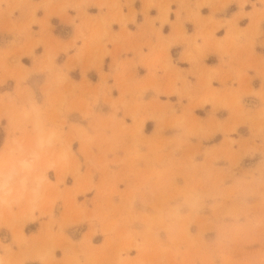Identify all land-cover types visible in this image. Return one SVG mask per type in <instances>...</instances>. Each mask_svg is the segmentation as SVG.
<instances>
[{
  "label": "rangeland",
  "instance_id": "rangeland-1",
  "mask_svg": "<svg viewBox=\"0 0 264 264\" xmlns=\"http://www.w3.org/2000/svg\"><path fill=\"white\" fill-rule=\"evenodd\" d=\"M14 38L0 45V172L18 170L10 192L0 189V264L53 261V249L69 252L84 228L92 249L94 233L107 236L109 252L92 264H264L261 62L251 66L259 85L232 77L234 86L207 94L213 108L201 118L157 106L150 87L129 99L105 83L90 90L85 70L78 83L63 72L61 46ZM100 101L110 109H95ZM39 171L46 179L36 187ZM22 175L26 195L16 198ZM45 216L40 235L24 232Z\"/></svg>",
  "mask_w": 264,
  "mask_h": 264
},
{
  "label": "crops",
  "instance_id": "crops-1",
  "mask_svg": "<svg viewBox=\"0 0 264 264\" xmlns=\"http://www.w3.org/2000/svg\"><path fill=\"white\" fill-rule=\"evenodd\" d=\"M8 26L14 37L25 39L17 44L35 40L38 48L51 46L52 51L54 43L61 46L57 62L63 72L78 83L85 70L90 90L105 83L113 98L122 87L129 99L150 87L145 97L157 106L192 110L201 118L213 108L207 94L234 86L238 75L254 76L256 87L260 80L252 63L264 65V0H2L0 28ZM3 32L0 45L15 39ZM102 50L99 73L95 63ZM95 109L110 106L100 101ZM47 220L26 224L24 232L40 235ZM50 226L57 231V225ZM85 229L72 236L76 245L66 252L68 264H92L91 255L109 252L100 231L90 238L95 249L82 242ZM77 252L82 253L78 262ZM53 254V261L27 257L23 264H65V252L54 248Z\"/></svg>",
  "mask_w": 264,
  "mask_h": 264
},
{
  "label": "bare ground",
  "instance_id": "bare-ground-1",
  "mask_svg": "<svg viewBox=\"0 0 264 264\" xmlns=\"http://www.w3.org/2000/svg\"><path fill=\"white\" fill-rule=\"evenodd\" d=\"M33 154V153H32ZM31 154V155H32ZM37 155V154H36ZM34 156V155H33ZM19 162V161H18ZM27 161H25V160H21V162H19V163H22V165H21V167L23 168V170H28L29 169V163L27 162ZM10 165H11V163H10ZM20 165V164H19ZM9 166V165H8ZM46 166L48 167V165L46 164ZM7 167V166H6ZM6 170V169H5ZM30 170V169H29ZM4 170H2L1 172H0V189H2V191L3 192H10V188H11V185L13 184V182H14V179H15V177H14V174L15 173H17L18 172V170H15L14 168H13V166H9L8 168H7V170L6 171H4ZM25 172V171H24ZM29 172V171H28ZM27 172V173H28ZM26 173V174H27ZM23 174H25V173H23ZM23 176V177H22ZM21 176V178H19V180H18V186H19V191H17V193H15V194H17V196H16V198H20V196L22 197V195L23 194H25V187H26V185H27V182H28V180H29V178L27 177V175H22ZM32 179V180H31ZM31 182H33L34 184H35V186L37 187V186H39L40 184H41V182L44 180V179H46V175H45V172H42V171H39V173H37V174H35L34 176H32L31 177ZM18 189V188H17ZM20 192V193H19ZM32 193H31V196H32V198H33V196L36 194L35 192H36V190H34V191H31ZM4 194H6V193H4ZM26 195V194H25ZM13 196V195H12ZM13 198V197H12ZM15 198V197H14ZM32 198H30V199H32ZM5 199V197L3 198V200ZM13 200V199H12ZM15 200V199H14ZM29 200V199H28ZM27 200V201H28ZM30 202V201H29ZM1 203V202H0ZM3 203V202H2ZM1 258V257H0Z\"/></svg>",
  "mask_w": 264,
  "mask_h": 264
}]
</instances>
